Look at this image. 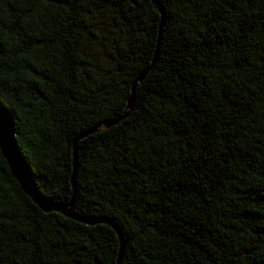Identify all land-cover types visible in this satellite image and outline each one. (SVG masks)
<instances>
[{
    "label": "trees",
    "instance_id": "1",
    "mask_svg": "<svg viewBox=\"0 0 264 264\" xmlns=\"http://www.w3.org/2000/svg\"><path fill=\"white\" fill-rule=\"evenodd\" d=\"M0 133V264H116L74 168L120 264H264V0H0Z\"/></svg>",
    "mask_w": 264,
    "mask_h": 264
},
{
    "label": "water",
    "instance_id": "2",
    "mask_svg": "<svg viewBox=\"0 0 264 264\" xmlns=\"http://www.w3.org/2000/svg\"><path fill=\"white\" fill-rule=\"evenodd\" d=\"M153 2H156V0H153ZM158 9L161 11V7H160L159 4H158ZM161 13L163 14L162 11H161ZM158 45H159V37H158L157 47H158ZM156 55H157V49H156L154 57H153V62L155 61ZM143 77H144V74H142L139 78H137V81H140ZM135 85H136V83L133 82L132 87H131V94H130V96L127 99V108L128 109H130L132 107L133 102H134ZM107 125H109V123ZM95 129L96 128H92L91 130L83 132L79 137L84 136V135H86V134H88L90 132H93ZM0 141L4 144V146H5L4 148H5L6 152H7V155L9 156L10 160L13 162V160H14L13 156L10 153V151L8 149V146L6 145V141H5V139H4V137H3V135L1 133H0ZM74 157H75V144H74ZM75 169L76 168H74L73 176H74V173H75ZM17 170H18V168H17ZM18 172H19V170H18ZM19 175L22 178V180L25 182V184L28 186L30 194L33 197V199L39 203V205L42 207V209L44 211H57V212H60L61 214H63L64 216H66V217L76 219V220H78L80 222H83V223H86V224H95V223H99V222H106V223L111 224V226L117 231V233L119 234V237H120V247H119V252H118L117 261H116V264H120V261H121L122 255H123L124 243L122 241L119 228L112 221H110V220H108L106 218H95V217H91V216L79 215V214H77V213H75L73 211L74 195H75V192H76V186H75V183H74V180H73V176H72V188H73L72 198L69 201V203L62 204V203H59V202H51V201L43 200L40 196H38L36 193H34L30 189L28 183L26 182V179L20 174V172H19Z\"/></svg>",
    "mask_w": 264,
    "mask_h": 264
},
{
    "label": "rangeland",
    "instance_id": "3",
    "mask_svg": "<svg viewBox=\"0 0 264 264\" xmlns=\"http://www.w3.org/2000/svg\"><path fill=\"white\" fill-rule=\"evenodd\" d=\"M110 34L109 30L107 27H103V29H100L98 31V38L96 39L95 37H91L89 38V41H88V44L91 45V43L93 44V41H95V39L97 41H102V40H105L106 38L105 37H108ZM95 41V42H97ZM95 44V43H94ZM92 46H98L97 48H100L101 47V43L98 42L96 43L95 45H92ZM96 48H94L93 50H95Z\"/></svg>",
    "mask_w": 264,
    "mask_h": 264
}]
</instances>
